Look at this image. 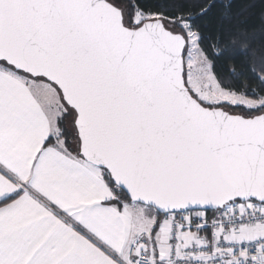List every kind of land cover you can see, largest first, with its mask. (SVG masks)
Returning a JSON list of instances; mask_svg holds the SVG:
<instances>
[{
	"label": "snow or ice",
	"instance_id": "obj_1",
	"mask_svg": "<svg viewBox=\"0 0 264 264\" xmlns=\"http://www.w3.org/2000/svg\"><path fill=\"white\" fill-rule=\"evenodd\" d=\"M216 7L0 0V264H264V54Z\"/></svg>",
	"mask_w": 264,
	"mask_h": 264
},
{
	"label": "trees",
	"instance_id": "obj_2",
	"mask_svg": "<svg viewBox=\"0 0 264 264\" xmlns=\"http://www.w3.org/2000/svg\"><path fill=\"white\" fill-rule=\"evenodd\" d=\"M157 2L160 0H146L149 5ZM229 2L232 5L230 9L226 10L222 7ZM225 11L229 13L228 18L224 20L225 27H238L245 33L256 55L264 54V0H217V7L213 9L209 17L213 26L221 23ZM244 59L240 55L230 57L226 54L221 58L220 65L231 67L235 64L239 69Z\"/></svg>",
	"mask_w": 264,
	"mask_h": 264
}]
</instances>
